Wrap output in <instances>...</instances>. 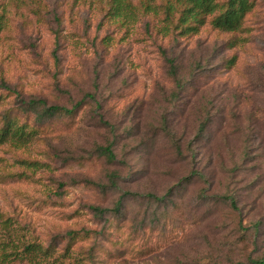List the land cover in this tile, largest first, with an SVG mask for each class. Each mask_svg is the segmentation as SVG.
Wrapping results in <instances>:
<instances>
[{"label":"rangeland","instance_id":"rangeland-1","mask_svg":"<svg viewBox=\"0 0 264 264\" xmlns=\"http://www.w3.org/2000/svg\"><path fill=\"white\" fill-rule=\"evenodd\" d=\"M10 2L0 0V11L6 12L4 19L12 28L5 36L13 45L5 50V56L9 51L12 56L0 59V76L5 74L26 98L67 106L86 103L75 128L61 132V140L26 143L28 150L18 155L44 163L35 173L28 164L18 168L27 170L30 180L0 181V211L13 217L8 223L0 218V258L5 259L0 264H81L82 253L93 244L108 249V242L91 239L79 241L65 254L71 231L101 229L103 222L94 218L90 206L109 207L115 200L84 179L106 182L111 171H119L122 188L139 196L132 205L134 221L152 207L145 197L148 192L168 194L197 166L199 156L188 149L190 144L194 153L201 148V166L209 176L208 182L179 193V207L171 208L179 229L168 240L154 235L155 244L146 255L110 257L102 251L100 258L105 264H251V258L264 259V160L259 157L264 152V137L259 138L264 135V0H258L247 17L249 41L230 50L223 45L232 35L209 24L192 37L149 36L148 18L135 23L129 33L115 32L116 41L121 40L107 48L102 41L115 28L102 25V13L92 14L88 7L73 11V0H42L48 11L42 24ZM62 27L72 33L71 44L61 40L56 63L55 32ZM234 55L236 63L226 68ZM168 58L175 59L180 77L193 84L177 99ZM209 112L216 120L210 146V138L207 143L195 141ZM100 117L112 127L104 129ZM112 128L118 137L119 164L86 160L96 145L113 139ZM255 134L256 145L246 157V142ZM48 149L52 158L44 154ZM14 154L0 148V167L12 163ZM251 157L256 159L247 162ZM231 196L238 209L225 199ZM58 236V249L45 252ZM123 237L113 233L112 239ZM31 243L42 248L26 250Z\"/></svg>","mask_w":264,"mask_h":264},{"label":"trees","instance_id":"trees-1","mask_svg":"<svg viewBox=\"0 0 264 264\" xmlns=\"http://www.w3.org/2000/svg\"><path fill=\"white\" fill-rule=\"evenodd\" d=\"M12 4L21 9L28 10L36 16L38 22L42 23L43 15L48 12L45 2L34 0H10ZM258 0H73L72 9L77 11L78 8L88 7L93 14L102 13V25H113L115 28L114 34L108 35L103 39L105 47H112L116 42L115 32L129 33L135 23L148 18L145 22V29L149 36L175 35L177 37H192L199 34L206 25H210L214 30L222 33L231 34L232 36L223 45L224 48L230 50L239 47L249 41L250 29L246 27L248 15L256 8ZM128 10V11H125ZM0 59L12 56V51L5 56V50H11L12 44L8 43L5 34L12 31L11 25L5 20L6 12L0 11ZM129 12L131 15L129 16ZM132 19L128 22L127 18ZM134 23V24H133ZM133 24V25H132ZM72 33H65L62 28L55 32L56 49L54 50L55 62H58L59 56L57 50L62 48L63 41L71 44ZM122 38V37H121ZM166 55V51L164 50ZM169 59V58H168ZM237 56L234 55L226 61V68H231L236 63ZM171 62V74L174 77L178 92L174 94L175 99L181 96V92L188 91L193 87V84L188 80L180 77V68L175 63V59H169ZM1 62V61H0ZM91 100H95L92 94L87 95ZM86 101H79L70 106L49 104L44 98L23 96V93L16 87L12 86L5 74L0 76V148H7L10 152L16 153L12 155L13 162L7 163L0 167V181H10L13 179L30 180L31 174L27 170L18 169L26 166L32 168V173L37 171L39 161L31 160L30 156L20 157L18 154L25 153L27 149L26 143L34 141L42 142V138H55L61 140L64 133H70L78 123V118L81 111L85 108ZM97 103V102H96ZM98 106H100L97 103ZM214 113L209 112L203 117L200 122L198 135L196 140L200 142H208L210 146L213 138V125L215 122ZM101 125L104 129L111 123L100 117ZM257 124L261 123L257 119ZM257 125L256 127H260ZM212 128V129H210ZM61 132H64L61 134ZM113 139L108 140L105 145H96L94 153L87 158L88 161L104 159L108 164L118 165L119 160L115 152V146L118 142L116 130L112 128ZM130 134V131L127 130ZM212 132V133H211ZM254 134V131L253 133ZM169 136L178 150L182 152L181 144L175 139V135L169 131ZM255 134L250 136L251 143L246 142L245 156H251L252 147H255ZM262 137L259 138H263ZM263 147L264 150V138ZM194 146L188 145V149L192 154L198 155L197 166L192 169L189 176L183 178L180 185L175 190H170L168 194L158 196L155 192L146 194L147 201L152 205L150 211L140 215L134 221H131L132 205L137 201L138 194L133 190H124L120 184L122 179L121 173L117 170L111 171L107 175V181H97L90 178L84 179L85 184L98 189L103 195H111L115 197L112 206L102 207L99 205H91L90 209L93 212L94 218L103 222L101 229H83L81 231L74 230L70 233V240L66 245L65 254L72 249L79 241H87L91 239L103 240L108 242L107 246L103 244H93L89 249L82 253L80 259L81 264H105L100 258L99 253L104 251L110 257H122L126 254L146 255L151 252L154 246L153 237L158 235V239H171L169 234H174L176 228L179 229V224L176 223L171 208H178L177 201L179 193L185 192L195 183L204 181L208 182L207 167L201 166L202 154L201 148L198 153H194ZM259 150V149H258ZM46 157L52 158L53 153L48 149ZM264 160V152L259 156ZM195 158V157H194ZM256 159V158H254ZM252 157L247 162L254 160ZM78 161L80 159H77ZM21 163L18 167L16 164ZM23 165V166H22ZM28 168V167H27ZM208 168H214L210 165ZM25 169V168H24ZM142 170L140 171V173ZM139 173V174H140ZM138 174V175H139ZM136 182V181H134ZM79 181H76L78 184ZM211 184V183H210ZM60 183L59 187L64 186ZM60 192V191H59ZM61 196V192L58 193ZM202 197L205 196L203 192ZM233 208L238 209V202L234 196L226 197ZM0 218L3 222H11L12 216L6 212L0 211ZM100 224V223H99ZM262 225L261 219L255 222L256 230ZM113 233L124 235L122 239L113 241ZM49 246L48 250L56 251L58 249V239ZM110 242V243H109ZM41 247L39 243H31L26 250ZM105 247V248H104ZM42 248V247H41ZM18 254V253H17ZM22 258H27L23 256ZM1 260H5L2 256ZM30 260V259H29ZM31 261V260H30ZM251 264H264V259H250Z\"/></svg>","mask_w":264,"mask_h":264}]
</instances>
